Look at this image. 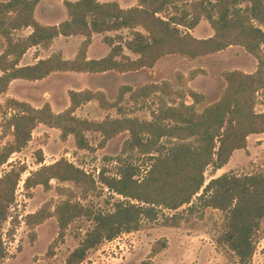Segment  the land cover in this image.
Wrapping results in <instances>:
<instances>
[{
	"label": "trees",
	"instance_id": "obj_1",
	"mask_svg": "<svg viewBox=\"0 0 264 264\" xmlns=\"http://www.w3.org/2000/svg\"><path fill=\"white\" fill-rule=\"evenodd\" d=\"M60 1L67 17L57 25H43L36 20L35 10L40 0L0 1L3 40L0 96L7 93L15 80L35 82L52 73H134L153 69L166 56L193 61L232 46L242 47L252 56L256 69L252 73L237 69L224 71L225 86L220 97L201 111L197 106L205 102L206 95L189 86L195 72L188 77L178 75L181 89L173 88L168 81L136 87L122 84L112 99L102 90H68L69 105L60 112H55L49 102L35 107L26 101L7 98L4 106L8 113L0 122V138L5 140L0 148V166L26 148L39 125L58 130L63 142L71 137L76 149L87 151H94L95 140L97 147L103 148L126 132L128 138L122 151H135L149 162L147 170H141L132 162L117 158V174L105 176L102 171L97 182L65 158L43 164V152L37 150L36 164L40 167L23 182L28 197L31 189L42 186L49 191L51 182L56 181L77 185L82 199L96 192L98 184L124 199L116 200L111 211H101L73 200L75 196L70 193L53 210L51 202H46L26 216L29 229L34 231L36 226L54 217L57 243L63 240L74 220L92 221L94 226L65 260V264H83L90 249L121 233L139 230L143 220H161L162 226L178 227L195 213L211 208L223 216L216 243L231 251L238 264H251L256 235L264 218V172L245 175L227 172L214 176L234 151L247 149L249 136L264 133V111H256L258 94L264 97V0H137L136 5L128 8L115 1ZM201 21L208 23L211 36L192 35ZM27 29H30L28 34H20ZM123 30L128 31V38L119 34ZM78 35L83 36V41L74 58L65 59L61 52H56L32 65H20L29 49L48 50L57 37ZM93 35H102L110 48L103 58L87 56ZM152 96L157 98V107L151 111L150 120H141L127 112L129 103H144ZM90 102H96L103 111L114 110L117 116L107 114L102 120L77 116L76 111ZM26 169L25 164L15 163L0 175V261L7 256L2 226L10 217L16 188ZM208 169L213 174L206 182ZM56 189L60 195L71 192L61 186ZM16 224L14 218L8 230L10 237ZM165 246V240L157 242L150 254L156 255Z\"/></svg>",
	"mask_w": 264,
	"mask_h": 264
},
{
	"label": "rangeland",
	"instance_id": "obj_2",
	"mask_svg": "<svg viewBox=\"0 0 264 264\" xmlns=\"http://www.w3.org/2000/svg\"><path fill=\"white\" fill-rule=\"evenodd\" d=\"M7 1V0H0ZM76 1V0H70ZM100 2H118L121 7L128 8L136 5L137 0H98ZM66 19V9L60 0H40L35 10V18L41 24L52 23L55 19ZM29 30V29H28ZM27 30V32H28ZM25 31L20 34H25ZM212 30L206 21L197 27L196 35L199 38L208 37ZM123 38H128V31L119 32ZM110 35H113L111 33ZM91 55L99 53L101 48H107L102 40V35H93ZM83 36H71L69 39L59 38L52 47V50H62L66 57L77 51ZM52 46V45H51ZM3 48V40L0 38V52ZM42 50V49H41ZM47 51V50H46ZM40 53L38 49L34 54ZM56 53V52H55ZM256 60L250 56L242 47L233 46L218 53L190 61L181 56H168L160 60L153 69H143L134 72L127 78V83L136 87L149 82L160 83L168 81L173 88L181 89L178 82V75L188 77L195 72L196 77L189 82L194 90L206 95L203 104L198 105L201 111L205 106L216 101L225 86L222 74L224 71L241 70L246 73L254 70ZM108 83L106 87L107 96L112 99L117 90L110 76L102 78ZM118 81L122 84L124 80ZM82 79L71 75H55L38 84H30L23 80H17L12 87L17 97L29 99L35 105L40 106L43 92L52 93L53 110L60 112L64 110V98L66 88L78 89ZM88 83V82H86ZM118 83V82H117ZM192 83V85H191ZM114 85V86H113ZM119 86V85H118ZM9 97H0V122L8 111L4 102ZM190 103L191 100L187 99ZM34 105V106H35ZM157 107V98L152 96L144 103L126 105L127 112L141 120H150L151 111ZM257 112L264 111V97L258 94ZM107 114L117 116L114 110L109 112L101 110L97 103L93 102L83 106L76 111L81 118L102 120ZM60 132L56 129L39 125L32 132V138L20 153L13 154L8 162L0 166V175L10 169L11 164H25L26 171L21 175L16 192L15 202L10 208V217L2 226V241L6 248L7 256L0 261V264H65L69 253L73 251L90 230L94 223L86 218H78L67 227L66 234L62 241L55 243L58 234L56 219L51 217L41 225L30 230L26 224V216L38 211L46 202H51V208L67 198L70 193L75 196L73 200L81 204L92 206L95 210L111 211L116 200L124 198L111 192L105 186L98 184L96 192L90 194L86 199L81 198L80 188L72 183H58L52 181V189L45 191L42 186H37L29 191L30 197L23 188V182L30 172L37 170L40 165L36 164V151L42 150L45 165L65 158L75 166L90 174L97 182L100 172L105 176H114L119 167L118 159L132 162L141 170L148 168V158L139 155L135 151L123 152L122 145L128 138V133H121L106 143L103 148L97 147L98 140L93 142L94 151L78 150L75 148L73 139L70 137L63 142ZM5 140L0 138V148ZM252 157L243 150L233 154L230 170L236 175H245L264 172V137L262 140L253 141ZM250 142V146L252 145ZM226 169H230V168ZM146 171H142L145 173ZM213 172L208 169L205 173L206 182L211 178ZM220 173H215L214 177ZM142 176V175H141ZM141 178V177H140ZM68 188L71 192L60 195L56 187ZM166 213H170L166 211ZM201 216V217H200ZM14 218L17 224L14 226V233L10 237L8 230L13 225ZM161 220L148 222L143 220L139 230L124 232L116 238L103 241L101 244L88 251L83 264H238L234 254L216 243V237L223 227V216L220 211L207 208L191 216L188 222L181 223L178 227L162 226ZM264 218L260 222V229L256 235V250L253 254L251 264H264ZM165 240L166 246L156 255L152 256V247L159 241ZM52 248V249H51Z\"/></svg>",
	"mask_w": 264,
	"mask_h": 264
},
{
	"label": "crops",
	"instance_id": "obj_3",
	"mask_svg": "<svg viewBox=\"0 0 264 264\" xmlns=\"http://www.w3.org/2000/svg\"><path fill=\"white\" fill-rule=\"evenodd\" d=\"M63 20H65L64 17L61 18V19H55V21H53L52 23H46V24H43V25H57V24H59L60 22H62ZM202 23H203V21L200 22V24H202ZM200 24H199V25H200ZM199 25H198V26H199ZM198 26H197V27H198ZM197 27L191 32L192 35H194L195 37H197V35L195 34L196 31H197ZM27 30H28V29H27ZM27 30H26L25 34H28V33L30 32V29L28 30V32H27ZM211 35H212L211 32L208 33V37L211 36ZM60 37H61V38H65V39H69L71 36H70V37H62V36H59V37H57V38L54 40V42H55L57 39H59ZM93 38H94V36H93ZM205 38H206V37H205ZM53 45H54V43L52 44V46H51L47 51H46V50H41L40 48H36V47L29 49V50L26 52V54H24V56L22 57V59H21V61H20V65H32V64L36 63L39 59H44V58L49 57L52 53L57 52V51L52 50ZM91 46H92V43H91V45H90V47H89V49H88V53H87V56H88L89 59H100V58H103V57H105L106 55H108V53H109V51H110V48L107 46V48H105V49H104V48H101L100 51H99V53H96V55H91ZM232 47H233V46H232ZM78 48H79V47H78ZM229 48H230V47H229ZM38 49L40 50V53H38V54H34ZM58 51L62 53V55H63V57H64L65 59H72V58H74V56L76 55L78 49H77V51H75L74 53H72L71 55H69V57H66L65 54H64V52H63L62 50H58ZM126 54H128V53L126 52ZM166 57H168V56H166ZM163 58H165V57H163ZM163 58H162V59H163ZM162 59H160V60H162ZM160 60H159V61H160ZM159 61H158V62H159ZM158 62H157V63H158ZM255 65H256V63H255ZM155 66H156V65H155ZM155 66H154V67H155ZM255 69H256V67H254V70H253L252 72H254ZM142 70H143V69H142ZM140 71H141V70H140ZM137 72H139V71H137ZM252 72H248V73H252ZM60 74H62V75H71L72 77H77V78L82 79V83H81V85H79L78 89H70V88H66V89L64 90V93H65L66 96H67V91H68V90H76V91H80V90H83V89H92V90H102V91H104L105 93H107V91H106V90H107L106 87L108 86V83L105 82V80H103L102 78L107 77V75H108V76H110L112 82H114V85H115V86H116L117 84L120 86V85H122V84H129V83H127V78H128L131 74H133V73H122V74L115 73V72H106V73H98V74H89V73H52L50 76H48L47 78H45V79H43V80L35 81V82H30V81H26V82H28V83H30V84H38V83H40V82H42V81H46V80H48V79L54 77L55 75H60ZM119 78H121L120 80H124V82H123L122 84L119 83V82H120V81H118ZM16 81H17V80L13 81V82L10 84L7 93L1 95L0 97L15 98V99H17V100H19V101H26V102H29V103H31V104L34 106L35 104H34L32 101H30L29 99H24V98H22V97H17L13 92H11L12 87L14 86V84L16 83ZM23 81H24V80H23ZM86 82H88V83H86ZM117 82H118V83H117ZM154 83H155V82H154ZM156 83H157V82H156ZM114 85H113V86H114ZM118 85H117V88H118ZM130 85H131V84H130ZM191 85H192V83H191ZM189 86H190V85H189ZM191 87H192V86H191ZM45 102H49L50 105H51V107L53 108V103H52V93H51L50 91H47V90H45V91L43 92L42 102H41V105H40V106H42L43 103H45ZM91 103H93V102H90V103H88V104H86V105H89V104H91ZM94 103H95V102H94ZM68 105H69V99H68V96H67L66 98H64V106H65L64 109L67 108ZM86 105H84V106H86ZM40 106L35 105V107H40ZM82 107H83V106H82ZM78 110H79V109H78ZM263 137H264V133H263V134H258V135H251V136L248 137V141H247V149H246V150H243V152H244L245 154H246V151L250 154V156H248V155L246 154V155H247V156H246L247 159H251V157H252V149H253V143H252V142H253V141L262 140ZM250 142L252 143L251 146H250ZM236 151H238V150H236ZM236 151H234L233 154H234ZM233 154H232L230 160L228 161V163H227L226 165H224L221 169H219V170L216 171L217 173H220L219 175H221V174H223V173H227V172H229L230 170L237 168V167H231V168L229 167L230 164H231L232 161H233ZM228 167H229L230 169H226V168H228Z\"/></svg>",
	"mask_w": 264,
	"mask_h": 264
}]
</instances>
